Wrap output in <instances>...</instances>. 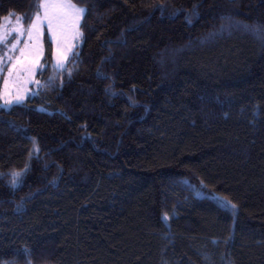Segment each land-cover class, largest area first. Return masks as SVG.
<instances>
[{"label":"trees","instance_id":"16d2710c","mask_svg":"<svg viewBox=\"0 0 264 264\" xmlns=\"http://www.w3.org/2000/svg\"><path fill=\"white\" fill-rule=\"evenodd\" d=\"M70 1L67 67L45 32L40 92L0 99V264H264V0Z\"/></svg>","mask_w":264,"mask_h":264},{"label":"rangeland","instance_id":"374dc122","mask_svg":"<svg viewBox=\"0 0 264 264\" xmlns=\"http://www.w3.org/2000/svg\"><path fill=\"white\" fill-rule=\"evenodd\" d=\"M52 3L72 4L78 9H83L84 12L76 18L75 16H68L59 26L52 32L49 31L47 22H45L39 33H33L32 39H29V32L31 25L25 28L22 25L19 17H11L12 22L6 25L8 36L6 44H0V58H2V65H0V99L3 108H9L14 104H22L28 98L36 96L42 88V82L38 74L43 72L46 68L44 65V34L47 32L50 40L53 43V63L51 79L57 78V72L64 70L67 67V62L71 58L75 48L81 44L80 24L85 14V8L72 3L70 0H50ZM40 15L43 17V11L40 10ZM17 18L20 19V24L17 25ZM21 27L22 35H18L12 29ZM19 41L16 44V41ZM16 47L13 49V45ZM27 46V47H26ZM21 50L31 53L26 63L31 66L32 71L29 74L25 71H20L21 65H17L12 70V75L9 76L8 69L12 67L17 58L20 56ZM11 57V59H9ZM35 61L33 62V58ZM20 97V99H17ZM6 101H10L7 102ZM19 174V175H17ZM21 177V173H14L11 175V180L17 184ZM221 207L233 210L232 204L222 199L219 196L211 197Z\"/></svg>","mask_w":264,"mask_h":264},{"label":"snow or ice","instance_id":"6c2138e0","mask_svg":"<svg viewBox=\"0 0 264 264\" xmlns=\"http://www.w3.org/2000/svg\"><path fill=\"white\" fill-rule=\"evenodd\" d=\"M40 9L43 11V17H41L40 13L37 12L35 14V18L31 23V31L29 32L28 36L29 39H32L33 33H39L41 26L47 22V26L50 32L53 31L54 27L59 29V26L61 23L68 17V16H75L76 18H79V16L84 12L83 9H78L72 4H65V3H52L50 0H42V2L38 5ZM13 14H9V16L2 18L0 20V44H6L8 31L6 30V25L11 23V17ZM20 24V19L17 18V25ZM12 31H15L18 35H22V29L21 27H16L12 29ZM19 41H16V44H18ZM16 44L13 45V49L16 47ZM27 47V46H26ZM32 55L29 52H26L25 50H21L20 56L17 58L15 63L12 65L11 68L8 69L9 76L12 75V70L16 68L17 65H21L20 71L28 72L29 74L32 71L31 66H29L28 63H26L28 57ZM11 59V57H9ZM35 61V57L33 58V62ZM0 65H2V58H0ZM2 70V68H0ZM17 99H20V97H17ZM10 102V101H6ZM19 175V174H17ZM234 208L235 205H232Z\"/></svg>","mask_w":264,"mask_h":264}]
</instances>
